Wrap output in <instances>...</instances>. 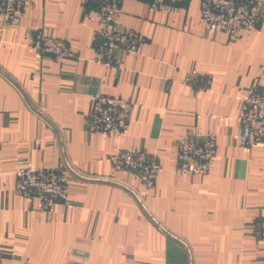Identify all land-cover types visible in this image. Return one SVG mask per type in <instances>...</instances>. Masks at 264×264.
Here are the masks:
<instances>
[{"label": "crops", "instance_id": "crops-1", "mask_svg": "<svg viewBox=\"0 0 264 264\" xmlns=\"http://www.w3.org/2000/svg\"><path fill=\"white\" fill-rule=\"evenodd\" d=\"M262 17L232 38L210 30L199 2L151 9L120 0L119 27L142 36L119 65L93 60L99 15L84 0H25L13 19L0 14V264H264V140L242 148L236 120L252 86L264 89ZM37 30L65 40L62 61L30 48ZM206 75V89L184 82ZM134 104L124 132L86 128L90 95ZM199 114V117L198 115ZM212 130L216 157L204 177L175 172L177 142ZM120 149L158 156L147 188L134 171L115 170ZM67 173L65 198L50 212L15 190L19 167Z\"/></svg>", "mask_w": 264, "mask_h": 264}, {"label": "built area", "instance_id": "built-area-1", "mask_svg": "<svg viewBox=\"0 0 264 264\" xmlns=\"http://www.w3.org/2000/svg\"><path fill=\"white\" fill-rule=\"evenodd\" d=\"M187 0H148L151 9L183 4ZM200 17L210 30L226 32L236 38L249 32L262 17L261 0H197ZM84 5L94 8L99 15L100 27L92 34L93 60L103 65H119L117 52L132 53L138 48L142 36L129 28L119 27L122 17L120 0H84ZM25 6V0H0V14L6 21L13 19ZM30 48L42 57L62 61L72 58L74 52L63 39L37 30L30 39ZM195 92L207 88L210 80L198 72L189 73L184 79ZM86 114V128L104 135L124 132L130 121L134 104L121 96L103 92L90 95ZM199 117V114H197ZM239 123V145L248 148L264 140V89L252 86L236 116ZM216 157V135L212 130L201 141L191 136L177 142L175 172L181 176H207ZM115 170L134 171L147 188H153L161 171L158 156L144 150L120 149L107 156ZM15 190L29 204L35 202L38 212H50L56 202L65 198L67 173L55 167H19L15 171ZM253 234L264 240V219L254 225ZM1 259V254H0Z\"/></svg>", "mask_w": 264, "mask_h": 264}, {"label": "trees", "instance_id": "trees-1", "mask_svg": "<svg viewBox=\"0 0 264 264\" xmlns=\"http://www.w3.org/2000/svg\"><path fill=\"white\" fill-rule=\"evenodd\" d=\"M199 12H200V9H199Z\"/></svg>", "mask_w": 264, "mask_h": 264}]
</instances>
